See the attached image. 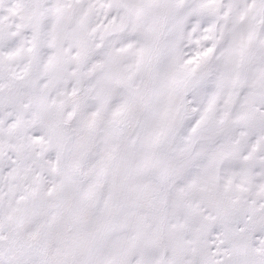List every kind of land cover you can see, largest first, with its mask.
Here are the masks:
<instances>
[{
    "label": "snow or ice",
    "instance_id": "6c2138e0",
    "mask_svg": "<svg viewBox=\"0 0 264 264\" xmlns=\"http://www.w3.org/2000/svg\"><path fill=\"white\" fill-rule=\"evenodd\" d=\"M0 264H264V0H0Z\"/></svg>",
    "mask_w": 264,
    "mask_h": 264
}]
</instances>
